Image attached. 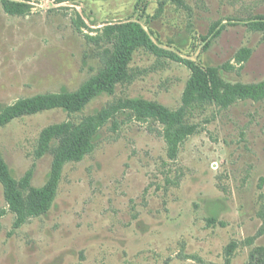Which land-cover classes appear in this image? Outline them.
I'll return each mask as SVG.
<instances>
[{
	"label": "rangeland",
	"instance_id": "374dc122",
	"mask_svg": "<svg viewBox=\"0 0 264 264\" xmlns=\"http://www.w3.org/2000/svg\"><path fill=\"white\" fill-rule=\"evenodd\" d=\"M12 1L29 12L10 16L0 0V106L78 91L103 69L105 45L86 36L127 22L161 51L218 68L227 83L264 81V33L250 28L264 18V0ZM130 72V82L81 114L47 111L0 129V154L15 178L33 170L31 185L41 188L53 166V155L38 157L41 133L111 113L94 150L65 164L47 214L16 227L0 183V264H249L264 247V100L188 109L197 132L171 160L161 123L116 106L138 99L177 111L191 70L141 49Z\"/></svg>",
	"mask_w": 264,
	"mask_h": 264
},
{
	"label": "trees",
	"instance_id": "16d2710c",
	"mask_svg": "<svg viewBox=\"0 0 264 264\" xmlns=\"http://www.w3.org/2000/svg\"><path fill=\"white\" fill-rule=\"evenodd\" d=\"M183 4V0H175ZM3 9L10 16H21L29 12V6L12 0H1ZM255 32L264 33V18L250 23ZM97 46L105 45L100 61L103 65L98 75L76 92L63 90L60 94L37 95L21 99L12 106H0V129L18 119L35 116L47 111L61 109L69 115L83 113L94 99L113 96L120 84L130 82V64L134 54L143 49L158 55H165L184 62L191 70V77L183 95L182 107L170 111L165 106L145 100H122L116 106L132 110L138 120L153 119L164 126V139L168 157L175 160L180 146L196 134L197 127L188 123L187 111L199 104L211 103L220 107H230L238 101L264 100V81L253 84H230L220 78L216 67H203L193 61H183L179 57L161 51L148 32L133 22L108 25L97 36H86ZM122 103V105H121ZM113 108V107H112ZM107 108L78 124L64 123L46 128L39 138L38 157L53 155V166L48 182L41 188L31 185L33 170L17 180L8 164L0 154V183L12 212L17 215L16 227L25 224L29 218L47 214L58 195L63 168L68 162H81L95 148L100 129L109 118ZM217 216L208 219L215 225ZM249 264H264V247L255 249L250 255Z\"/></svg>",
	"mask_w": 264,
	"mask_h": 264
}]
</instances>
